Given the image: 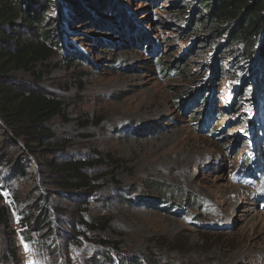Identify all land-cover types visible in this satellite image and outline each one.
Here are the masks:
<instances>
[{
    "label": "rangeland",
    "instance_id": "374dc122",
    "mask_svg": "<svg viewBox=\"0 0 264 264\" xmlns=\"http://www.w3.org/2000/svg\"><path fill=\"white\" fill-rule=\"evenodd\" d=\"M102 1H19L38 14L49 9L45 28L57 46L4 82L63 104L46 132L29 137L0 114V264H264V231L245 236L264 219L263 98L239 91L256 61L235 65L240 50L223 52L219 42L195 47L206 34L187 28L195 0H115L122 15ZM23 19L17 39L37 41L39 26ZM143 33L159 53L134 40ZM161 61L185 67L168 72ZM69 160L99 161L83 171L96 188L63 190L66 174L50 163ZM168 185L183 193L173 197ZM121 188L134 203L121 201Z\"/></svg>",
    "mask_w": 264,
    "mask_h": 264
},
{
    "label": "trees",
    "instance_id": "16d2710c",
    "mask_svg": "<svg viewBox=\"0 0 264 264\" xmlns=\"http://www.w3.org/2000/svg\"><path fill=\"white\" fill-rule=\"evenodd\" d=\"M20 0H0V114L3 116L7 122L18 123L19 127H24L23 133L21 135L28 136L36 135L46 132L45 124L46 122L62 112V102L48 94H44L41 91L30 90L28 93L19 91L18 89L12 87L10 84L7 85L4 82V77L8 76L9 72L13 68H25L29 67V64H35L38 61H47V59L52 58L54 54L53 48L57 46L54 41L55 37L49 28H45V15L49 11L45 8L41 11V14L35 13L36 10L28 7V4H22ZM194 4L188 6L191 9V17L186 18L185 21L188 22L187 28L193 29V34L199 31H204L206 34L200 37L199 41L197 38L193 44L195 47H203L204 45H209L211 43H220V48L223 52L227 50L234 49L240 50L241 60L234 63L237 65L239 62L247 63L250 61H256V66L253 65L252 68H248L245 71V75L241 80L240 90L244 93L250 95L254 99V95L257 94L259 90V97L264 99V0H195ZM109 9H113L116 14L119 12L121 15L123 12L121 10L120 4L115 0H103L102 3ZM114 4V5H113ZM116 5V6H115ZM117 9V10H116ZM124 11V9H123ZM199 13V15H198ZM197 17H196V16ZM18 18H24V24L33 25L37 24L40 28V36L36 35L39 39L36 40H21L17 39L20 32H17V25L15 21ZM9 25V28H8ZM61 27V19L58 22V26ZM7 28H6V27ZM59 27V29H60ZM64 31V28L61 27ZM145 33H147L145 31ZM141 34L138 38H134L135 41H139V44L146 45L147 48L153 51V53H159V44L155 40H151L148 34ZM195 36V35H194ZM198 37V36H197ZM34 38V39H35ZM220 39H224L221 42ZM16 42L14 48H6L9 42ZM199 44V45H198ZM218 44V43H217ZM5 45V46H4ZM226 49V50H225ZM234 62V60H232ZM216 68L218 69L217 75L220 74V69L222 66L218 63ZM160 66L162 70L168 72L182 73L184 70V65H168L167 62L161 61ZM251 66V65H250ZM174 68V70H171ZM237 68H239L237 66ZM254 83H256V88H254ZM211 84L212 96L209 97L208 89H206V94L203 98V102L206 104L208 100L210 103L214 99L213 83ZM208 87V86H207ZM252 93V94H250ZM237 97V96H236ZM202 95L199 96V99ZM210 98V100H209ZM242 96L240 97V99ZM259 99L261 102V119L260 124L257 127V131L264 132V100ZM234 106L237 104L236 100H233ZM260 105V104H259ZM204 106V105H203ZM231 107L234 106L231 104ZM206 107V105H205ZM259 108V106H258ZM263 111V112H262ZM257 112V111H256ZM256 131H252L249 135L251 140H254ZM257 134V133H256ZM255 141V140H254ZM99 161H72L64 162L59 164L50 163V167H55L59 172H64L66 176L63 177L62 184L63 190L65 192L73 190H85L89 191L92 188H96L94 180L96 178H91L89 174H86L84 169L89 164H93ZM23 166L21 167V171ZM151 186L157 187L159 189L167 186L166 183L162 184L156 181H151ZM173 191V197H180L183 190L177 188L173 185H168ZM123 195L121 201L134 203L132 198L128 196L130 191H125L120 189ZM122 191L125 193L123 194ZM44 195H41L39 199L44 202ZM2 196L0 195V202ZM173 200V199H170ZM166 200L167 207L171 208V212L177 213L181 210V205H177L174 201L168 202ZM146 203H150L147 201ZM145 203V204H146ZM38 210H46V208L40 207L39 203L35 202L33 205ZM33 207V208H34ZM32 208V209H33ZM166 209V207H162ZM31 209V215H35V212ZM7 216V208L1 206L0 204V221H4ZM37 221L29 220L30 228H35L38 226ZM84 223V221L81 219ZM86 223V222H85ZM32 230V229H31ZM107 252H104V256L107 257ZM108 255V259H110ZM134 264H139L140 260H132ZM112 264V262H110ZM114 264V263H113ZM118 264H131L130 258L126 260L119 261Z\"/></svg>",
    "mask_w": 264,
    "mask_h": 264
},
{
    "label": "bare ground",
    "instance_id": "6f19581e",
    "mask_svg": "<svg viewBox=\"0 0 264 264\" xmlns=\"http://www.w3.org/2000/svg\"><path fill=\"white\" fill-rule=\"evenodd\" d=\"M211 101V100H210ZM213 102V101H212ZM263 112V111H262ZM262 116V115H261ZM259 124H260V122H259ZM259 124H258V126H259ZM257 126V127H258ZM258 145V144H257ZM261 228V231L260 232H262V231H264V219H261V220H258L257 221V223H256V227H253L250 231H249V233L247 234H245V236H246V238L247 239H254L255 238V236H256V234H255V230L256 229H258V228ZM261 234V233H260ZM264 234V233H263ZM259 235V234H258ZM263 237V236H262ZM262 237H260V238H262ZM264 238V237H263ZM252 245H254V243L252 244Z\"/></svg>",
    "mask_w": 264,
    "mask_h": 264
}]
</instances>
